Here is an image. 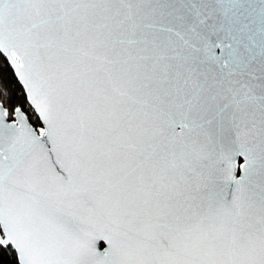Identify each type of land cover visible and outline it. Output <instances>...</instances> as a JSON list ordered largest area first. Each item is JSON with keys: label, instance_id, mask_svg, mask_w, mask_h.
Instances as JSON below:
<instances>
[{"label": "snow or ice", "instance_id": "6c2138e0", "mask_svg": "<svg viewBox=\"0 0 264 264\" xmlns=\"http://www.w3.org/2000/svg\"><path fill=\"white\" fill-rule=\"evenodd\" d=\"M0 264H264V0H0Z\"/></svg>", "mask_w": 264, "mask_h": 264}]
</instances>
